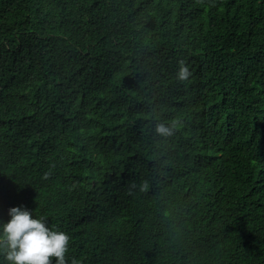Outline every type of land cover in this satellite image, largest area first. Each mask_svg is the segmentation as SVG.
<instances>
[{"label":"trees","instance_id":"1","mask_svg":"<svg viewBox=\"0 0 264 264\" xmlns=\"http://www.w3.org/2000/svg\"><path fill=\"white\" fill-rule=\"evenodd\" d=\"M12 207L67 264H264V0H0Z\"/></svg>","mask_w":264,"mask_h":264},{"label":"clouds","instance_id":"2","mask_svg":"<svg viewBox=\"0 0 264 264\" xmlns=\"http://www.w3.org/2000/svg\"><path fill=\"white\" fill-rule=\"evenodd\" d=\"M193 75L184 61H180L177 77L187 81ZM156 132L161 136L172 135V129L158 124ZM10 219L0 222V253L8 264H67L66 256L71 237L64 231L49 227L43 217L21 207L9 209ZM72 264H77L73 260Z\"/></svg>","mask_w":264,"mask_h":264}]
</instances>
